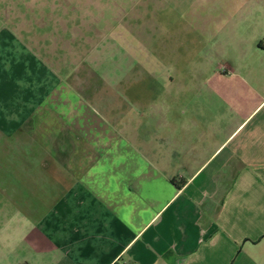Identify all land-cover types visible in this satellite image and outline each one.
<instances>
[{"label": "crops", "instance_id": "obj_1", "mask_svg": "<svg viewBox=\"0 0 264 264\" xmlns=\"http://www.w3.org/2000/svg\"><path fill=\"white\" fill-rule=\"evenodd\" d=\"M166 13L0 35V264H264V11Z\"/></svg>", "mask_w": 264, "mask_h": 264}, {"label": "rangeland", "instance_id": "obj_2", "mask_svg": "<svg viewBox=\"0 0 264 264\" xmlns=\"http://www.w3.org/2000/svg\"><path fill=\"white\" fill-rule=\"evenodd\" d=\"M120 7L126 12L133 7L135 11L161 10L167 12L165 18L159 15L156 17V21L166 20V28L155 34V40L159 44L170 43L172 51L169 50L168 45L166 55H162L168 60L175 58L173 51L178 43L187 41L189 45H192L196 38L194 30L185 31L181 23H185L189 18L182 16L183 21H181L179 12L190 11L191 14H194L199 10L214 9L219 10L221 14L235 13L237 16L234 17V20L238 26L244 30L249 27V31L242 34V37H245L247 41H252V34L255 40L254 31L257 30L259 34L263 28L258 15L260 11H264V0H0V35L5 30L10 31L15 39L21 40L22 35V40L30 43L31 50L34 52L36 46L40 50L39 46L35 45L36 41L37 43L48 42L49 45L58 44L60 42L57 41L58 30L69 25H76L79 28L75 32L99 28L98 24L102 20L101 13L110 12ZM250 11L254 13L253 17H238V15ZM221 20L220 25L226 21L225 19ZM21 29L22 31L28 30L20 33ZM37 30L38 32L41 30V33H38ZM60 36L62 39L64 34L61 33ZM65 36L64 38L68 39L66 34ZM68 36L70 37V35ZM223 37H220V42L227 40H224ZM90 40L96 41L94 38ZM221 46L226 45L221 44ZM162 52V49H157V57H160L159 53ZM187 67L191 72H194L195 69H192L191 65Z\"/></svg>", "mask_w": 264, "mask_h": 264}, {"label": "built area", "instance_id": "obj_3", "mask_svg": "<svg viewBox=\"0 0 264 264\" xmlns=\"http://www.w3.org/2000/svg\"><path fill=\"white\" fill-rule=\"evenodd\" d=\"M222 71H224V70H222Z\"/></svg>", "mask_w": 264, "mask_h": 264}]
</instances>
